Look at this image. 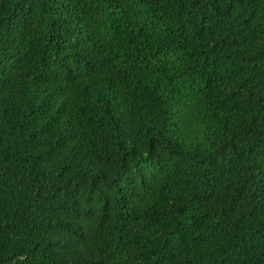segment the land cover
<instances>
[{
    "label": "trees",
    "instance_id": "trees-1",
    "mask_svg": "<svg viewBox=\"0 0 264 264\" xmlns=\"http://www.w3.org/2000/svg\"><path fill=\"white\" fill-rule=\"evenodd\" d=\"M0 264H264V0H0Z\"/></svg>",
    "mask_w": 264,
    "mask_h": 264
}]
</instances>
